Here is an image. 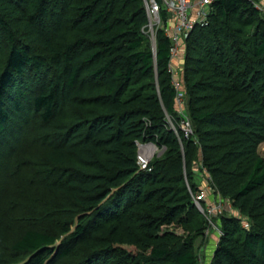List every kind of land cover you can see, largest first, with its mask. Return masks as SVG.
Masks as SVG:
<instances>
[{
  "label": "trees",
  "instance_id": "obj_1",
  "mask_svg": "<svg viewBox=\"0 0 264 264\" xmlns=\"http://www.w3.org/2000/svg\"><path fill=\"white\" fill-rule=\"evenodd\" d=\"M147 23L144 0H0V264H199L205 173L231 202L208 264H264V14L215 0L185 39L189 137ZM136 141L164 147L150 169Z\"/></svg>",
  "mask_w": 264,
  "mask_h": 264
},
{
  "label": "built area",
  "instance_id": "obj_2",
  "mask_svg": "<svg viewBox=\"0 0 264 264\" xmlns=\"http://www.w3.org/2000/svg\"><path fill=\"white\" fill-rule=\"evenodd\" d=\"M215 0H144L148 17V23L143 31L148 35L153 49L155 47V32L158 28H164L165 33L171 40L169 49L168 67L172 74V82L175 88L176 111L179 114V120L174 122L170 114L166 115V121L170 127L177 133V128L185 137L192 136L194 133L193 123L187 111V96L182 80V56L181 48H184L185 39L189 36L195 26H205L208 23V16L211 12L212 3ZM254 6L264 14V0H249ZM161 6L167 12L166 18L161 16ZM137 144V164L140 169H150V161L153 157L160 155L164 147H158L152 142L136 141ZM195 168L201 165L195 163ZM208 175L205 173V179ZM207 182V181H206ZM193 201L197 208L206 216L209 226L205 230L208 234L211 228H215L218 234H221L217 224L213 222V217L222 213L225 206H231L230 200L221 198L218 191L206 184L198 191L191 192ZM212 199L208 202V196ZM206 202L204 205L203 203Z\"/></svg>",
  "mask_w": 264,
  "mask_h": 264
},
{
  "label": "rangeland",
  "instance_id": "obj_3",
  "mask_svg": "<svg viewBox=\"0 0 264 264\" xmlns=\"http://www.w3.org/2000/svg\"><path fill=\"white\" fill-rule=\"evenodd\" d=\"M258 150L260 154L264 156V141L259 145ZM197 178L198 181L200 180V183H198L200 184V188L205 187L207 184L205 177L199 176ZM205 237H206L205 242L201 244V247H199V264H208V260H210L215 244L218 241L219 234L215 228H211L209 233L205 234ZM197 242L200 241L197 240Z\"/></svg>",
  "mask_w": 264,
  "mask_h": 264
},
{
  "label": "crops",
  "instance_id": "obj_4",
  "mask_svg": "<svg viewBox=\"0 0 264 264\" xmlns=\"http://www.w3.org/2000/svg\"><path fill=\"white\" fill-rule=\"evenodd\" d=\"M181 52H180V56H182V53H183V51H184V48H181V50H180ZM197 179V181H198V178H196ZM197 183H200V180L197 182ZM199 187H200V184H199ZM208 199L209 200H207L208 202L212 199V196L211 195H209L208 196Z\"/></svg>",
  "mask_w": 264,
  "mask_h": 264
}]
</instances>
